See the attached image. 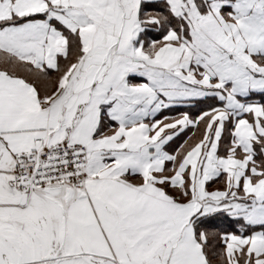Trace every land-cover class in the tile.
<instances>
[{
  "label": "snow or ice",
  "instance_id": "obj_1",
  "mask_svg": "<svg viewBox=\"0 0 264 264\" xmlns=\"http://www.w3.org/2000/svg\"><path fill=\"white\" fill-rule=\"evenodd\" d=\"M0 264H264V0H0Z\"/></svg>",
  "mask_w": 264,
  "mask_h": 264
}]
</instances>
